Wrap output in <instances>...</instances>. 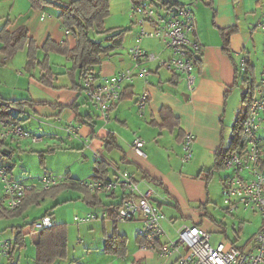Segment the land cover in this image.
Instances as JSON below:
<instances>
[{
    "label": "crops",
    "instance_id": "crops-1",
    "mask_svg": "<svg viewBox=\"0 0 264 264\" xmlns=\"http://www.w3.org/2000/svg\"><path fill=\"white\" fill-rule=\"evenodd\" d=\"M191 8L197 22L196 33L192 38L201 44L200 51L195 56L200 60L196 62L197 59H194L197 73L196 88L190 91L180 73L161 67L158 60L146 61L143 64L149 69L148 81L138 75V69H135L133 82L125 83L121 99L112 107L108 117L104 118L82 88V73L75 60L69 54L61 53L63 56L59 55L63 59L59 61L57 59L54 64L50 63L51 53L60 52L46 50L47 41L58 45L66 43L70 49L76 45V38L72 32L67 33L69 29L59 15L58 6L34 5L31 0H0V29L7 26L8 31L15 32L26 28L28 37L38 47L37 56L39 55L40 61L48 57L53 75L49 83H44L40 80L45 74L43 69L34 66L27 72L26 60L22 61L20 66L15 63L20 53L27 58L29 43L13 56H7L2 52V43H0V97L29 100L30 102H27L21 111L14 109L13 115L25 129L40 137L38 141L32 139L17 141L11 138L4 140L5 144L0 155L11 157L15 150L30 153L42 149L45 144L41 142L47 137L45 135L47 126L52 129L49 137L60 140L57 145L71 152L80 151L87 157L90 174L84 178L96 175L97 160H101L106 166L103 179H113L120 172L127 171L140 182L142 189L148 186L155 189L154 202L160 206L165 215L163 220L165 234L159 244L176 238L177 228L182 224H197L212 233L214 244L225 241L243 247L248 244L252 236L249 237L248 234L242 236L246 219L239 220L238 226L233 223L230 229L226 222L216 219L206 209L207 192L216 170L210 178L207 176L208 171L216 163V151L221 145H225L224 117L229 100L233 96V89L240 86L241 80L245 86L249 77L256 78V82L259 80L264 52L262 31L256 27V24L263 13L264 3L263 0H202L192 3ZM229 28L236 30L230 34L229 43L226 44L224 31ZM135 36L136 32L125 38L124 43L127 47L133 44ZM141 45L159 56L170 55V51L158 39H144ZM102 58L101 63L94 66L99 76H111L135 65L130 53H111L107 56L102 55ZM23 69L25 72L21 71ZM144 91H148L150 100L142 113L137 100ZM164 108L171 111L178 124L172 127L165 124L162 114ZM33 121H36V127L41 129L43 134L33 128ZM186 132H192L196 136L193 156L189 161L182 160V143ZM136 136L145 139L143 149L147 153L146 156L132 147ZM91 157L93 160L89 162ZM2 165L5 166L3 163ZM5 167L10 176L17 180L27 184L39 182V180L28 182L23 178H17L14 174V165L9 164ZM68 175L71 176V172H68ZM71 189L82 193L83 200L89 207V213H96L93 211L99 209L97 214H101L104 210L112 214L123 199L121 190L110 193L91 191V196L97 195L99 199L93 201L96 204H92L88 201L87 192L77 188ZM2 192L3 185L0 181V199L4 196ZM195 204L199 205L195 207ZM2 207L6 208L4 200ZM166 207L173 213H179L186 221L177 225L179 217L167 215L163 211ZM25 212L13 216L2 214L0 222L23 216ZM53 218L56 224L60 223L54 213ZM101 220L104 240L105 235L110 234L114 227L128 239V253L123 258L107 253L103 240L101 249L106 254L104 257L107 258L108 264H120L126 261L137 264L148 259L158 260L160 263L163 261L161 264H175L178 254L158 259L156 253L141 249L143 239L138 235V230L135 235L136 249L130 251L128 235L119 231L117 222L111 218ZM107 220L112 221L111 230L107 229ZM135 220L141 223L139 215L130 222ZM32 221L30 220L28 224ZM261 224L260 219L257 224L259 228ZM14 227H17L16 233L12 236L14 238L9 240L14 242L17 232L21 231L23 242L16 246L12 254L10 253L8 257H13V260L8 262L23 264L24 255L28 254L25 253V248L29 242L35 247L34 256H29L32 264H35L36 239L39 231L31 232L30 226H26L25 223ZM68 259L69 249L66 259H58L53 264H65ZM0 264H4V261Z\"/></svg>",
    "mask_w": 264,
    "mask_h": 264
},
{
    "label": "built area",
    "instance_id": "built-area-1",
    "mask_svg": "<svg viewBox=\"0 0 264 264\" xmlns=\"http://www.w3.org/2000/svg\"><path fill=\"white\" fill-rule=\"evenodd\" d=\"M191 3L173 0H136L132 3L133 22L137 32L133 45L129 49L134 61L133 68H127L111 76L88 74L82 77V88L89 100L98 107L101 115L107 118L112 107L121 99L126 82L132 83L135 69L146 81L149 69L143 63L158 60L159 65L184 77L190 91L196 88L197 73L194 63L201 44L193 40L197 22ZM264 3V0H263ZM262 31L264 52V10L256 24ZM67 33H70L67 30ZM144 38L158 39L170 51L168 57H162L142 47ZM257 94L253 96L246 116L243 119L242 147L233 153L225 162L224 167L229 173L222 179V197L225 211L234 215L240 208L244 212L252 211L261 216L262 224L254 233L248 244L243 247L228 244L225 241L212 242V233L197 224H182L177 228L176 238L159 244L165 234L163 227L164 213L154 202L156 191L148 186L142 189L140 182L127 171L120 172L116 178L103 179L89 177L83 179L61 180L53 175H43L36 184H27L10 176L8 169L0 164V181L3 185L5 206L9 210L17 209L28 190L49 189L61 183H76L92 192L123 191V199L114 212L107 210L86 215H76L78 222H88L97 218L114 221H130L136 216L141 217L142 228L138 235L143 239L140 247L161 257L178 254L175 264H264V62L257 84ZM150 100L148 91L140 94L137 105L143 113ZM40 140L25 129L14 117L0 119V139ZM195 134L186 132L183 137V161L193 156ZM146 141L136 136L132 147L146 156L143 146ZM55 225L51 215L43 216L30 226L31 232ZM13 241L3 240L0 254L8 257Z\"/></svg>",
    "mask_w": 264,
    "mask_h": 264
},
{
    "label": "rangeland",
    "instance_id": "rangeland-1",
    "mask_svg": "<svg viewBox=\"0 0 264 264\" xmlns=\"http://www.w3.org/2000/svg\"><path fill=\"white\" fill-rule=\"evenodd\" d=\"M184 3H191L192 0H180ZM202 1V0H200ZM132 3L133 0H110V13L105 19V28H119V27H130L131 29L128 31L126 37L129 38L130 35L134 32H137V25L133 22L132 17ZM93 37H99L97 33L94 31L91 33ZM147 39V38H144ZM126 41V40H125ZM128 41V40H127ZM134 43V42H133ZM133 45V44H132ZM130 45V46H132ZM126 43H123L121 47L117 48L116 52L112 53H129ZM169 53V51H168ZM17 54V53H16ZM61 53L55 54L51 53V57H49L50 63L54 64L55 62L63 59V54ZM15 55V54H14ZM24 55V54H23ZM38 60L39 55H38ZM25 70L28 72L27 58L22 56V53L19 54L17 61V65L20 66L22 61H25ZM39 67V65H38ZM58 68V67H56ZM25 70H21L22 72ZM256 72L258 70L256 69ZM242 79V77H241ZM258 84V82H257ZM245 86L243 81L241 80L240 86L235 87L233 90V96L229 100V104L227 107V112L224 117L225 123V133H224V147H228L231 141V136L233 133V125L240 114L246 112L248 107V100H244L243 90ZM257 86L255 87V93L257 94ZM223 119V118H222ZM33 128L38 131L40 134H43L41 129L36 127V121H33ZM46 138L42 144L45 146L42 149H37L35 152H22L15 150L13 156H5L1 157L0 161L6 165H14L15 171L14 174L17 178H23L28 182L37 181L43 175H53L56 178H60L61 180L65 179H79L84 178L90 174V164L87 162V157L83 156V153L80 151H69L65 149V147H61L57 145L60 143V140H56L50 138L52 129L46 126ZM54 148V149H52ZM183 157V154H182ZM93 157H91V162ZM1 163V164H2ZM68 172H71V176L68 175ZM229 171L223 167L219 168L215 171L214 177L211 181L207 192V203L206 209L209 210L211 214L215 216L216 219L222 220L226 222L231 229L233 223L237 224L241 219H246L245 230L242 236L249 237L256 233L259 230L258 223L260 222L261 216L259 214H253L248 211L245 213L242 208L236 211L234 215L227 213L224 210L225 204L222 197V182L221 178H224ZM24 182V181H23ZM3 194V192H2ZM199 204H195L197 207ZM53 212L55 214V218L58 222H64L67 224L68 230V249H69V259L65 264H108L106 262L107 258L104 257L106 255L101 246L103 245V221L102 218H97L88 222H78L75 220V216L78 215H86L89 213V207L84 202L82 193L79 190H74L71 188H66L58 192L56 196L47 195L40 204L31 205L25 212L23 216L18 218L10 219V220H2L0 222V243L4 239H12L15 235L17 227L21 226L24 223L27 225L30 220L32 221L34 218L38 217V220L42 218L43 214L47 212ZM163 211L169 216H177L179 217L177 225H180L183 219L179 213H173L169 210L168 207L164 208ZM93 212L98 213V210H94ZM112 221L107 220L106 226L108 230L112 229ZM13 226V227H11ZM117 227L120 232L128 235L129 243L128 248L130 251H134L135 247V235L137 230L142 228V223H139L138 220L135 221H127L117 222ZM165 227H167V223H165ZM13 228V230H12ZM1 246V244H0ZM35 247L33 243L28 242V246L25 248L24 255L25 261L23 264H32L31 258L29 256H34ZM17 257V256H16ZM158 259H162L161 256ZM12 261L13 257H3L0 254V262L4 261V264H10L8 261ZM163 261H161L162 263ZM158 260L151 261L143 260L137 264H161ZM120 264H131L126 261Z\"/></svg>",
    "mask_w": 264,
    "mask_h": 264
},
{
    "label": "trees",
    "instance_id": "trees-1",
    "mask_svg": "<svg viewBox=\"0 0 264 264\" xmlns=\"http://www.w3.org/2000/svg\"><path fill=\"white\" fill-rule=\"evenodd\" d=\"M34 5L40 4H55L58 6L60 12L59 15L62 18L64 25L76 38V45L72 49L68 48L66 43L55 44L51 41H47L45 44L46 50H52L55 52L69 54L78 67L81 69L82 77L88 74H96L95 67L102 61V55L107 56L121 47L125 41L130 27L119 28H105V19L110 13V0H70L68 2H58L52 0H31ZM136 1V0H133ZM181 2L180 0H173ZM4 26L0 29V43H2L1 51L7 56H13L19 50L23 49L27 43L28 48V62L27 67L32 68L38 66L44 70L45 74L40 78L44 83H49L51 80V69L49 66V60L46 56L43 60H38V47L34 41L28 37L27 29L21 28L15 32H10ZM236 28H229L224 31L226 44L229 43V36L234 32ZM95 31L99 37H93L92 32ZM196 62L199 61V57H196ZM257 86L256 78L249 77L246 79L245 89L243 90L244 100H248L249 104L254 96L255 87ZM30 102L23 99H6L0 97V119L14 117V109L22 110L23 106ZM247 107V110H248ZM246 112L240 114L233 125V133L231 141L228 147L221 145L215 153L216 163L212 169H210L207 178L211 177L215 170L223 168L226 160L236 151L242 147L243 143V119L246 116ZM162 114L165 118V124L172 127L178 124L171 111L167 108L162 110ZM185 135V134H184ZM184 137V136H183ZM5 141L0 139V151L4 146ZM105 162L97 160L96 175L93 177L103 178L106 168ZM75 180V179H72ZM66 188H77L88 193L89 203L96 204L93 201H99L97 195L92 197L91 191L82 187L76 183H61L49 189L27 191L25 198L21 205L15 210H9L2 207L4 196L0 199V215H21L25 212L29 206L40 204V202L47 195L56 196L58 192ZM92 197V201L90 198ZM96 198V200H94ZM120 205V204H119ZM51 215L53 213L48 211L43 215ZM42 216V217H43ZM38 219H35L29 224L34 223ZM116 222V221H115ZM105 251L110 254H115L120 257H126L127 250V236L120 234L117 228L114 227L110 234L105 235ZM143 241V240H142ZM23 242L22 232L19 231L16 234L11 254L14 252L17 245ZM68 256V230L67 224L64 222L57 223L55 225L42 229L38 232L36 239V263L35 264H53L58 259H66Z\"/></svg>",
    "mask_w": 264,
    "mask_h": 264
}]
</instances>
